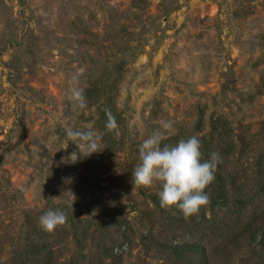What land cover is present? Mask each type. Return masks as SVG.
I'll list each match as a JSON object with an SVG mask.
<instances>
[{
  "label": "rangeland",
  "instance_id": "374dc122",
  "mask_svg": "<svg viewBox=\"0 0 264 264\" xmlns=\"http://www.w3.org/2000/svg\"><path fill=\"white\" fill-rule=\"evenodd\" d=\"M201 112L248 140L261 130L264 0H0V261L31 216L61 204L97 217L104 191L136 240L121 264H165L137 244L159 183L130 175L159 121L174 122L173 145L207 130ZM71 153L75 164L60 163Z\"/></svg>",
  "mask_w": 264,
  "mask_h": 264
},
{
  "label": "trees",
  "instance_id": "16d2710c",
  "mask_svg": "<svg viewBox=\"0 0 264 264\" xmlns=\"http://www.w3.org/2000/svg\"><path fill=\"white\" fill-rule=\"evenodd\" d=\"M91 88L85 93L95 89ZM103 105L101 117L112 125L107 131L111 135L116 131L107 116L110 107ZM204 121L201 112L198 124L207 130L191 131L189 136L198 137L202 159L213 152L219 155L215 178L205 190L208 203L196 215L184 218L176 209H162L157 192H150L145 203L150 223L137 244L145 254L159 255L165 264H264L260 261L264 256V122L258 135H251L255 139L248 140L222 115L212 114ZM174 138L164 139L162 145H171ZM99 194L91 205L101 207L100 218H82L56 204L52 209L63 213L64 222L46 233L38 217L31 216L13 242V254L0 264H121L124 246L136 242L134 233L125 216L110 212L113 206L104 191ZM1 248L0 238V254Z\"/></svg>",
  "mask_w": 264,
  "mask_h": 264
},
{
  "label": "clouds",
  "instance_id": "9594fccd",
  "mask_svg": "<svg viewBox=\"0 0 264 264\" xmlns=\"http://www.w3.org/2000/svg\"><path fill=\"white\" fill-rule=\"evenodd\" d=\"M72 97L83 107V97L79 89L72 91ZM172 120L159 121L158 130L148 135L139 144V163L131 172V185L148 187L159 183L156 193L159 205L165 210H178L184 218L196 215L208 203L206 188L214 180L219 155L213 152L208 159H202L200 141L197 136L179 139L175 144H163L162 141L174 130ZM112 127L111 124L108 125ZM96 144L89 145L95 153ZM72 153L61 157L60 163L75 164ZM60 210H47L39 217V227L46 233L64 222Z\"/></svg>",
  "mask_w": 264,
  "mask_h": 264
}]
</instances>
